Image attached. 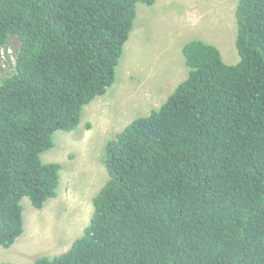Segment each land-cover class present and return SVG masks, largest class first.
Segmentation results:
<instances>
[{"label":"trees","instance_id":"obj_1","mask_svg":"<svg viewBox=\"0 0 264 264\" xmlns=\"http://www.w3.org/2000/svg\"><path fill=\"white\" fill-rule=\"evenodd\" d=\"M155 4L173 11L165 0H0L1 247L24 232V197L41 209L57 196L62 164L42 153L116 83L139 6ZM236 5L240 62L187 42V77L108 140L90 224L61 237L64 252L22 264H264V0Z\"/></svg>","mask_w":264,"mask_h":264},{"label":"rangeland","instance_id":"obj_2","mask_svg":"<svg viewBox=\"0 0 264 264\" xmlns=\"http://www.w3.org/2000/svg\"><path fill=\"white\" fill-rule=\"evenodd\" d=\"M165 1L174 6L173 11L161 4L149 9L139 6L140 15L125 44L116 83L85 106L77 128L54 133V146L42 156L45 161L62 164L57 197L50 199L45 209H36L24 197V233L10 248L0 246V262L31 263L43 254L62 253L65 250L59 246L61 237L74 238L89 225L92 214L83 203L90 201L93 213V197L106 179L103 159L108 140L136 116L159 106V100L151 102L149 94L144 93L151 85V76L156 73L152 81L165 84V88L158 89L162 95L172 94L187 77L189 68L183 53L187 42L205 39L220 50L224 62H240L236 45L237 0ZM132 60L140 73H147L143 87L134 90L128 84ZM87 121L91 129L86 127ZM117 128L120 129L116 131Z\"/></svg>","mask_w":264,"mask_h":264},{"label":"clouds","instance_id":"obj_3","mask_svg":"<svg viewBox=\"0 0 264 264\" xmlns=\"http://www.w3.org/2000/svg\"><path fill=\"white\" fill-rule=\"evenodd\" d=\"M237 21V20H236ZM138 65L140 66V65H142L141 64V61L139 60V62H138ZM154 75H156V73L154 74ZM154 75L153 76H151L150 77V79H151V85L149 86L150 88H153L154 90H157L158 91V89L159 88H161V87H163V88H165V84L164 83H162L161 85L159 84V82L157 81V82H153L152 81V78L154 77ZM147 76V73H140V70H138V68H137V66L135 65V61L134 60H132L131 62H130V66H129V85H132V88H133V90L134 89H136V88H138V87H143V80L145 79V77ZM15 87H17V86H15ZM144 93H148L149 94V96H150V98H151V102L153 101V99H152V97H151V94L148 92V90H146ZM103 95H105V94H103ZM171 95V94H170ZM170 95H165L166 96V98L165 99H159V106L170 96ZM102 96V95H101ZM98 97V96H97ZM95 99V98H94ZM93 99V100H94ZM155 101H157V100H155ZM142 102V101H141ZM65 131H69V130H65ZM215 136H217V134L215 135ZM60 185V184H59ZM59 188V187H58ZM100 191V190H99ZM57 194H58V189H57ZM57 197V196H56ZM56 197H54V198H56ZM95 197H96V195L93 197V213H92V205H91V202L90 201H85L84 200V203H83V205L89 210V213H90V216H91V214H92V216L94 215V213H95V205H94V199H95ZM53 199V198H52ZM48 202V201H47ZM46 206H47V204H46ZM46 206L45 207H43V208H41V209H45L46 208ZM37 209V208H36ZM92 216H91V218H90V222L92 221ZM23 217H24V214H23ZM90 224V223H89ZM24 233V232H23Z\"/></svg>","mask_w":264,"mask_h":264}]
</instances>
